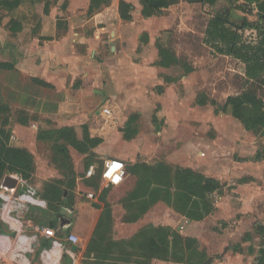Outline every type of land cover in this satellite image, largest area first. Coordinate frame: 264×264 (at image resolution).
<instances>
[{"label":"rangeland","instance_id":"1","mask_svg":"<svg viewBox=\"0 0 264 264\" xmlns=\"http://www.w3.org/2000/svg\"><path fill=\"white\" fill-rule=\"evenodd\" d=\"M240 3L241 0H215L214 4L179 0L149 19H142L141 6L136 1L132 23L118 19L110 24L109 31L100 34V53H96L100 67L98 74L90 76L88 101L110 113L97 117L96 107L91 109L86 132L82 128L64 130L60 138L51 132V116L29 115L4 103L9 111L0 112V125L11 130L34 159V174L26 183L19 182L18 198H27L21 216L37 227L39 240L47 237L43 229L55 222L59 236L72 234L79 244L83 243L80 210H96L90 207L87 193L106 202V210L112 211V227L105 222L100 230L106 235L99 241L104 253L119 254L120 246L113 247L109 242L126 241L143 229L166 227L171 232L181 231L178 227L188 224L174 208V190L167 195L163 187H158L162 180L154 178L156 164L163 163L171 173L177 167L191 168L207 172L223 184L211 195L215 209L183 231L197 239L191 244L192 259L205 264H252L262 244L255 228L264 229V160L257 156L264 147V135L245 130L230 114L220 111V106L227 96L246 91L264 98V74L249 78L242 61L220 54L204 42L207 24L216 13L224 14L238 28L243 41H259L260 31L243 27L245 20L254 23L258 19L242 13L237 8ZM40 5L25 3L19 12L32 13ZM159 45L172 52L178 62L161 65ZM183 64L191 66L192 71L184 72ZM23 83L25 89L38 94L44 89L51 91L29 79ZM201 94L207 101L204 105L196 101ZM27 117L33 120L28 124L18 122ZM39 131L51 136L45 134L47 138L39 140ZM86 133L102 138V142L87 153L71 145L63 146L67 138L82 140ZM107 158H133L127 161L123 181L117 187L102 186L99 179L85 177L90 160L98 173ZM149 166L151 170L146 168ZM0 189L11 188L1 180ZM60 190L61 201L68 208H60L55 198ZM50 191L51 202L45 199ZM34 198L39 200L32 203ZM160 215L166 222L163 226L156 223ZM60 219L71 224L63 228ZM3 228L8 230L0 222V230ZM141 231L138 235L142 236ZM121 245L124 251L128 248L126 243ZM131 252L130 261L138 264L137 252ZM82 256L78 264L95 261L87 247Z\"/></svg>","mask_w":264,"mask_h":264},{"label":"crops","instance_id":"2","mask_svg":"<svg viewBox=\"0 0 264 264\" xmlns=\"http://www.w3.org/2000/svg\"><path fill=\"white\" fill-rule=\"evenodd\" d=\"M45 1L50 2L47 14L44 13L42 7ZM119 1L110 0V6L107 8L117 6ZM124 1L131 3L133 6L138 0ZM25 3L41 5L35 12L20 13L19 10L22 9ZM89 4L90 0H25L14 10L9 11L0 7V63L12 65V69L0 68V105L8 102L16 106L20 111L28 112L29 115H49L51 116V123L55 126L51 130L63 128H70L75 131L79 130V128L83 130L86 128L87 130L88 114L91 109L96 107V105L88 101V85L92 82L90 77L92 73L98 74L97 69L100 67V63H96V55L100 53L101 48V35L94 33L96 30L94 20L100 12L95 11L92 15H87ZM41 7L42 9H40ZM105 9L106 7H102L101 10ZM33 16H35V20ZM149 18L142 17V19ZM118 19L107 22L105 25L106 30L109 31L110 24ZM11 20L20 23L21 29L19 31L11 32L9 30ZM132 20L125 23H132ZM40 23L42 27H40ZM93 26L92 30L91 27ZM26 79L38 85L40 84L35 80L42 81L49 85L42 88H49L51 91L47 92L44 89L45 91L38 94L32 92V89H25L23 82ZM103 108L105 107L100 108L97 106L94 108V114L97 117H105L107 114L103 113ZM100 139L102 142V138ZM117 159L123 160L125 165H128L127 161L133 160V158H129V160L128 158ZM92 164L94 162L90 160L88 166ZM97 171L98 173L96 172L97 174L95 173L91 178H86H97L100 180V169H97ZM193 171L210 176L204 171ZM19 182L23 184L26 183V180L18 179L16 187L10 190L0 189V199L2 200L0 204V222H2L3 227L8 229L7 231L4 228L0 230V264H70V256L66 251L68 249L73 251V245L76 246V250L73 252L76 264H78L83 259V251L86 247L88 248L87 244L92 239L99 219L107 211L106 202H101L98 197H95L94 200L89 199V205L92 207L91 203L96 202L98 199L96 203L99 204V208L93 207L96 209L94 212L87 211V209L80 210L82 212L81 222L84 227L80 229L81 234H83V243L72 244L67 241L69 235L62 237L57 232L53 238L45 237L39 240L37 227L34 226L30 219H24L21 216L23 211H25V203L28 200L25 197L18 198L20 194L18 192ZM170 189L173 188L171 187ZM128 193L125 195H129ZM35 200L38 201L39 198H34L32 203H35ZM101 204L103 208H101ZM175 210L177 209L175 208ZM9 215H16L18 219H21V217L23 219L20 221L15 220L9 218ZM110 216L112 217V211ZM182 216L184 217V215ZM162 217L163 215H160V219L156 222L161 226L166 224ZM58 221L63 228L71 224L69 221L66 223L61 219ZM186 221L188 225L178 227V230L181 231L176 232L181 236L183 235L197 241L195 237L188 234L185 235L183 231L186 230L187 226L190 227L194 221L200 220L186 217ZM47 228L51 227L47 226ZM76 229H78L77 226ZM137 234L131 235L125 239L126 241L116 239L111 241L131 242L136 238ZM48 239L52 241L49 247L41 245L43 241ZM54 241L57 242L54 243ZM79 249H81L80 253ZM127 251L130 258L132 252L129 248ZM108 256L113 263L134 264L133 260L130 261V259L126 263L124 261H113V258L118 256V253H112ZM168 261L175 262L169 255L168 259L152 258L145 260L144 263L167 264Z\"/></svg>","mask_w":264,"mask_h":264},{"label":"trees","instance_id":"3","mask_svg":"<svg viewBox=\"0 0 264 264\" xmlns=\"http://www.w3.org/2000/svg\"><path fill=\"white\" fill-rule=\"evenodd\" d=\"M25 0H0V5L6 10L16 9ZM32 1V0H28ZM179 0H139L141 10L140 14L144 18L151 17L159 13L162 9H166L171 5H174ZM188 3H208L214 4L215 0H185ZM35 4V3H32ZM50 2L45 1L43 3V11L48 13ZM66 5V4H64ZM110 6V0H90L89 7L87 9V15H92L95 11H99L95 18V34H102L106 31V23L119 18L123 22H129L132 20L133 6L124 0H120L117 6ZM102 7H106L105 10H101ZM237 8L246 15H254L258 22H243L245 28H255L259 32V41L257 43H247L242 40V35L239 33L238 28L232 26L228 21V18L222 13H216L208 22L205 30L204 42L215 49L220 54L233 56L234 58L242 61L245 64V73L251 79L260 78L264 74V0H241V3ZM102 11V12H101ZM9 30L11 32H17L21 29V25L18 21L11 20L9 23ZM92 31V30H91ZM158 57L161 65L168 66L173 63H177V59L172 52L165 47L159 45ZM0 68L12 69V65L6 63H0ZM184 72L188 73L192 71V67L183 64ZM42 86H49L48 84L35 80ZM264 81V80H263ZM199 105L207 103L203 94L196 98ZM211 104H215L213 100H210ZM9 111L6 104L0 105V112ZM220 111L230 114L233 118L240 122L243 128L247 131L259 132L264 135V98L257 97L251 92H243L238 95L227 96L224 103L220 106ZM28 118V117H27ZM30 120L19 119L21 124H28ZM64 130L71 132L70 128H63L59 130H52L53 134H57L62 138ZM86 132V128H84ZM45 134L51 136V133L38 132L36 138L46 139ZM129 138V137H127ZM72 139V140H70ZM101 142L100 138L90 137L88 134H84V139L76 140L75 138H67L64 147L71 145L80 153H87L90 149L94 148ZM61 149V148H60ZM64 153H67L62 148ZM258 159H264V147L257 153ZM154 168L155 180L161 179L162 181L158 187H163L167 195H169L170 188L174 190V202L175 208L178 212L189 219L201 220L210 214L214 209V203L210 195L216 191H219L223 184L222 182L211 176L204 175L193 171L190 168L177 167L174 172L171 173L170 169L163 163H157ZM34 159L32 154L21 145L20 140L13 135L12 131L6 129L0 125V182L6 174H16L23 180H30L34 173ZM148 170L152 169V166L146 167ZM154 180V181H155ZM51 190V184L48 185ZM45 195V199L51 202V198ZM61 194L63 191L57 193L56 199L60 208H68L66 204L61 201ZM134 194V193H133ZM131 194V195H133ZM56 211V210H55ZM105 222H109L111 226V216L109 211H105L102 217L99 219L92 239L89 242L87 250L93 254L95 261L89 262V264H120L113 263L109 258V252L105 253L101 250L102 239H105L106 235L101 234L102 226ZM52 229H55L56 223L49 224ZM148 229V228H147ZM143 229L142 236L138 235L131 242H115L110 241L109 244L118 248L120 251L118 256L114 257L113 261H124L125 263L130 259L128 257L129 248L131 251L135 250L137 256L140 258L138 264H145V260L152 258L168 259L170 255L171 259L175 262L186 264H205L198 260L192 259L191 244L194 239L189 237H182L178 232H171L169 228L160 227L155 229ZM255 232L261 235L262 244L257 252V256L254 258L252 264H264V229L262 227L255 228ZM141 236V237H140ZM51 240L43 241L41 245L49 247ZM126 243L128 248L124 251V247L121 244ZM120 244V245H119ZM113 252H111L112 254ZM130 256V253H129ZM101 259V260H98ZM145 259V260H144ZM137 261H133L136 263Z\"/></svg>","mask_w":264,"mask_h":264},{"label":"built area","instance_id":"4","mask_svg":"<svg viewBox=\"0 0 264 264\" xmlns=\"http://www.w3.org/2000/svg\"><path fill=\"white\" fill-rule=\"evenodd\" d=\"M103 113L109 114V109L104 108ZM125 162L121 159H109L103 167L99 171V177H100V182L102 186H118L122 183L123 181V172L125 170ZM96 173V166L94 164L90 165L87 170L85 177L91 178L94 176ZM87 198L90 200H94V194L92 193H87ZM45 235L47 237H55L56 232L52 228H45L44 229ZM78 238L75 235H69L67 237V241H69L72 244H76L78 241ZM57 241H54L56 243ZM66 253L70 256V264H76L74 252L68 249Z\"/></svg>","mask_w":264,"mask_h":264},{"label":"water","instance_id":"5","mask_svg":"<svg viewBox=\"0 0 264 264\" xmlns=\"http://www.w3.org/2000/svg\"><path fill=\"white\" fill-rule=\"evenodd\" d=\"M17 183H18V178L14 177L12 175H9V174H6L2 179V184L7 186L8 188H15ZM91 206L95 207V208L100 207L99 204H97L96 202H92ZM72 250L73 251L76 250L75 245L72 246Z\"/></svg>","mask_w":264,"mask_h":264}]
</instances>
